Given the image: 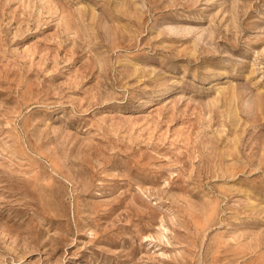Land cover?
Listing matches in <instances>:
<instances>
[{"label": "rangeland", "instance_id": "rangeland-1", "mask_svg": "<svg viewBox=\"0 0 264 264\" xmlns=\"http://www.w3.org/2000/svg\"><path fill=\"white\" fill-rule=\"evenodd\" d=\"M0 264H264V0H0Z\"/></svg>", "mask_w": 264, "mask_h": 264}]
</instances>
